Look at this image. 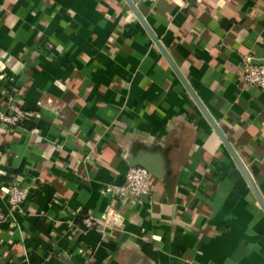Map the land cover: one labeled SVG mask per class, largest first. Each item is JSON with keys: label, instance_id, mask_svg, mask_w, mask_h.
<instances>
[{"label": "crops", "instance_id": "1", "mask_svg": "<svg viewBox=\"0 0 264 264\" xmlns=\"http://www.w3.org/2000/svg\"><path fill=\"white\" fill-rule=\"evenodd\" d=\"M133 1L264 197V90L244 81L264 0ZM13 106L28 119L0 122V264H264V210L125 0H0ZM135 161L148 197L115 194ZM13 183L30 196L11 215ZM110 210L117 228L82 232Z\"/></svg>", "mask_w": 264, "mask_h": 264}, {"label": "built area", "instance_id": "2", "mask_svg": "<svg viewBox=\"0 0 264 264\" xmlns=\"http://www.w3.org/2000/svg\"><path fill=\"white\" fill-rule=\"evenodd\" d=\"M152 3H156L159 0H150ZM244 81L249 86H255L264 90V66H257L248 63L244 68ZM13 114L0 115V122L6 123L11 126H17L24 120L28 119L26 112L16 106L12 107ZM150 172L138 166H133L126 174L125 184L118 188L115 194H130L135 198L140 199L144 195L150 193ZM106 192H112L111 189H105ZM30 196L29 188L23 187L19 184L13 183L8 189V204L10 206V214L18 212L22 209L25 202ZM82 232L98 231L104 232L106 228H117L120 223V219L116 217L114 210L104 216L103 218H95L92 215H86L83 218Z\"/></svg>", "mask_w": 264, "mask_h": 264}, {"label": "water", "instance_id": "3", "mask_svg": "<svg viewBox=\"0 0 264 264\" xmlns=\"http://www.w3.org/2000/svg\"><path fill=\"white\" fill-rule=\"evenodd\" d=\"M125 1L130 6V8L133 10V12L135 13L136 17L141 22V24L143 25L145 30L148 32L150 37L153 39V41L155 42L156 46L159 48V50L162 53V55L164 56V58L167 60V62L171 66V68L174 70V72L176 73L178 78L181 80L182 84L185 86L186 90L189 92V94L191 95V97L193 98V100L195 101V103L197 104L199 109L201 110V112L204 114L205 118L208 120V122L210 123V125L212 126L214 131L220 137L223 145L225 146V148L230 153V155L233 158L236 166L238 167V169L240 170L242 176L244 177V179L246 180L247 184L249 185V188L251 189L252 193L254 194L256 199L258 200L260 206L264 210V197L261 194V192H260V190L258 188V185L256 184V181L254 180V178H253L252 174L250 173L249 169L247 168V166L245 165V163L243 162V160L241 159V157L239 156L237 151L234 149V147L232 146L230 141L227 139L226 135L223 133V131L220 128L219 124L216 122V120L212 117V115L210 114L208 109L205 107V105L199 99V97L197 96V94L195 93V91L193 90V88L191 87L189 82L186 80V78L184 77V75L182 74V72L180 71L179 67L176 65V63L174 62V60L172 59L170 54L166 51V49L160 43V40L155 35V33L153 32L152 28L147 23L146 19L140 13V11H139L138 7L136 6V4L134 3V1L133 0H125ZM259 65H263V64H259ZM134 166L143 167V168L147 169L149 172L151 171L147 165L141 163L140 161H135L134 162ZM146 197H148V195H146Z\"/></svg>", "mask_w": 264, "mask_h": 264}, {"label": "trees", "instance_id": "4", "mask_svg": "<svg viewBox=\"0 0 264 264\" xmlns=\"http://www.w3.org/2000/svg\"><path fill=\"white\" fill-rule=\"evenodd\" d=\"M27 122V121H26ZM26 122H24V123H26Z\"/></svg>", "mask_w": 264, "mask_h": 264}]
</instances>
